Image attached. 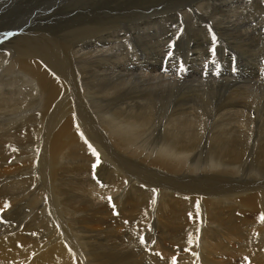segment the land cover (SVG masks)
<instances>
[{
  "label": "rangeland",
  "instance_id": "rangeland-1",
  "mask_svg": "<svg viewBox=\"0 0 264 264\" xmlns=\"http://www.w3.org/2000/svg\"><path fill=\"white\" fill-rule=\"evenodd\" d=\"M0 2V90L4 89V87L2 86V82L6 77L23 79L26 82L25 84L30 85L29 77L22 75L24 74L23 71L17 70L19 69V66H23V64L28 59H37L38 57H43L46 59L48 58L49 61L55 63L59 67L64 66L66 62L64 61L65 53H67V50L70 48V50L72 51L101 52V55L99 54L97 55V57H95V61L96 66L98 68L99 66L101 67L99 68L100 73L105 77L106 80L109 77V73L106 71V69L109 68V65L114 63L116 67H118V71L121 73V75L134 76L133 81L131 82V85L133 86L138 80L140 81V83L144 82L138 78L141 75H144L146 77H155V75L163 76L174 81H181L183 83L194 82L196 86L198 85V83L203 87L206 86L207 90L210 89L209 92L213 93L211 94V96L213 95V98H215L214 102H216L214 106V115H210V118L212 120L210 121V124H235L239 118H242L239 116L240 112L238 113L237 110L245 111L248 109L253 113L260 115L264 113V18L260 17L264 12V9L262 8V3L264 2V0H0ZM77 30L78 33L76 32ZM36 32H38L39 34H37ZM109 49H111V52L108 51L104 53L103 50ZM169 53H171V55H169ZM11 55H13L14 58L9 57ZM87 59H89V56L87 57ZM107 59L111 61H105ZM42 64L48 68L47 63L42 62ZM97 79L98 77H95V79H93L90 76V78L87 80L88 82L85 81V87L82 86L81 83L75 82V89H69V91L68 87L70 88L71 85H66L64 87V90L61 91L62 93L57 97V99L50 107H47V104L44 105V101L41 99L40 95H34L31 89V85L27 90V95L23 94L21 96H15L14 98L12 97L9 100H7L0 93V152H2L0 154V211L2 212H0V244H9L11 241L15 242V238L19 237L20 235L28 240L29 238H31L32 240H30L33 243L35 242L36 244H48L54 238L50 225V223L53 222L52 225H54V227L57 226V228L59 229L60 227H62L64 230L68 229L66 233H68V236H71L73 238V245H76V247L74 246V250L76 249L75 255L78 258L76 259L77 264L78 262L79 264H91L92 262L93 264H100V261L101 264L102 262H106V264H108L107 262H109L110 264H128V261L129 264H165L168 261H173V258H175L176 264H180L182 260H185V262L182 261L181 264H186V260L187 264H196V259L197 262H199L198 264H202V261L205 262V264H256L257 260H259L261 263L264 262V249H262L263 244L259 245L258 240H250L251 242L245 241L246 244L244 247L246 248L247 245L248 249H245L241 244L240 240L242 239V235H245V232L247 231V229H250L251 226L249 228H245V226L243 227V225H241L242 231L241 229V232L239 231V233L241 234L240 237L234 234H228L226 232L227 229L224 227L221 231L219 230L220 228H217V230L219 231L215 232L209 230L206 232V235L211 237V241L210 244H207L208 248H206V245H203L202 241V228L204 229V227H202L201 229L191 225H187V227L186 222L191 223L194 220V214L196 217L197 214L201 212V215H203L202 218H204V214L205 216H208V213H205V210L203 212L202 209L198 210L200 208H196V206L199 205H195V207H189L188 204H186L185 202L183 203V201L180 199L178 200V198L170 196L169 199L168 194L169 192L171 193L173 191L167 187H162L161 189L159 188L161 186H159L158 184V182H161L163 184L165 182L175 185L178 188H181L183 186L187 187L185 186L186 184L191 189L204 191L210 190V192H216V190L218 189V192L229 188L231 186L230 183L223 184L222 182L216 180L214 181L208 178H200V176L185 177L188 174H179V172L168 173V171L163 170V168H157L152 163L147 161L150 160V158H147V156L146 158H144V154L141 156H135L132 154L133 156L131 157L133 159L131 160L137 161V163L140 162V166L134 165L133 161L128 158L131 153H124L123 151H121L126 154V156L128 155L127 157L112 153L109 148V144H107V142L102 138L98 129L95 128L94 125H92L93 123L91 120H89L87 114L86 116L84 115V110H80V108L79 113L82 120L81 124L85 133L83 136L85 137L87 135L85 137L86 140L89 135H91V137L93 136V139L90 138L87 141L92 146V148H94L95 153H98V159L100 158L99 163L96 162V167H93V165H91V161H88L87 164H89L88 167L90 166V170H86L85 167L87 164L83 163V157L81 155L78 156L77 153L72 152L71 155H65L67 158L64 155L55 157L53 156L54 158H52V155L48 150L52 142L53 135L59 130L61 125L55 128L51 135L50 129L53 126V122H56L62 114L68 112V108L65 105V102H67L68 98L73 101L74 97H76L75 92H78L80 87L82 88V90L85 89L88 95H90L89 90L91 91V98L96 101V103H98V107H94L97 115L100 114V116L106 121H111L112 119L111 122L113 124V127L117 130V134L119 135V139L122 140V143L133 141L131 139V136H129L128 134V120L133 117L131 113L133 110H140L139 107L142 104L141 95H139V93L137 94L132 92L130 89H120L113 94H105L106 91L103 89L105 87L97 86L95 82H98ZM110 79H112L111 76ZM88 85L90 88L88 87ZM178 86L181 87L182 84L178 82ZM248 89H250L249 93H247ZM211 90H214L215 93ZM253 91L255 93L257 92L256 94H262L261 99L258 101V103L260 104L259 107H257L258 109L253 108L252 102L246 98V95L253 94ZM226 95H228V97ZM143 102L145 101L143 100ZM117 103L119 105H117ZM160 104L161 103L156 104L157 118L155 121L157 123L156 131L158 133L161 132L160 130L164 125L163 121L170 118V116L172 118V113L170 115L168 111L171 112V110L176 107V103L174 101H172L170 105L169 103H165V106H162ZM92 105L95 106V103ZM63 106L66 108L64 109ZM166 107L169 110H167ZM16 108H18V110L20 111H18ZM61 108H63L64 110H62ZM108 110L110 112H108ZM12 115L14 118H12ZM108 115H110V117ZM115 115L117 116L115 117ZM125 120L127 122H125ZM161 121L162 123L160 126L159 124ZM88 122H90L91 124ZM40 123H43L44 125ZM93 129L95 130L93 131ZM3 132H5L4 135ZM8 133L11 134L9 135L11 137H7ZM95 133L98 135V137ZM24 134L25 136H23ZM18 136L20 137L19 140L22 139L21 141H18ZM3 137H5L7 141ZM126 138L129 140H127ZM28 141L31 142L28 143ZM135 141L138 143L141 140ZM156 141L158 142V140ZM2 143H4L5 145H3ZM92 144H94V147ZM25 145L27 146V148L25 147ZM156 145L158 147L160 144ZM95 146L99 148H95ZM100 146L103 150L100 149ZM133 147L134 146H132L131 148ZM19 149L21 150V152ZM27 151H29L30 154ZM101 151L106 156V162L108 163V165L102 163L104 158L101 157ZM109 151L111 152V154H108ZM200 152L194 151L183 157L187 156L191 162L197 163L201 166H205L208 163L207 153L202 152L200 154ZM26 155H30L32 157H27ZM179 156L180 155H169L168 157H165L164 161L166 163L168 162V165L170 166L173 164L172 167L175 169L176 166L179 165V163H184L183 161H185L182 160L183 157ZM74 157H77L75 158L77 161H73ZM109 157L115 164L112 163L110 159H107ZM121 157L123 158L121 159ZM26 158L29 160H27ZM63 158L65 161L63 160ZM68 158L72 160L70 161ZM168 158H172L170 159L171 161L168 160ZM250 160H244L245 163L243 162V166L241 165L242 169L249 170L252 169L253 166H261V162H251ZM10 164L12 165L10 166ZM22 164L25 166H23ZM75 164L77 165L75 166L77 168H72V166ZM143 166H145V169ZM15 168V171H21L19 173L20 176H24H22L21 178L26 179L28 177L27 179L32 178V180L25 181L23 182L25 184H23L22 182L17 181L18 179L16 178L8 179V176L6 174L9 173V170L11 171ZM123 168H125L126 170L130 169L131 171L132 169L133 171L136 170L134 172L139 173V175H134H136L137 177L141 176V178H136L135 180L137 181H135L134 175L131 173V175H126L128 181L126 182L124 180L125 182H123L121 177V174L124 175L125 173ZM177 169L181 170L180 167H177ZM1 170H6V173ZM27 170L29 171V173H27ZM76 171L78 173H82L81 175L84 177V179H86L84 181L85 183H78L76 181ZM113 173L115 177L113 176ZM148 173L150 174L148 175ZM170 175H172V177ZM157 177H161V180H157ZM119 178L121 179L119 180ZM8 180L12 182H9ZM112 181H114L115 183L117 182L116 184L123 187V196H118V194L114 195L110 193L111 189L109 188V186L113 188ZM147 181H150L151 184L157 183L156 185H158L159 187H154ZM187 181L191 182L189 183ZM135 183H140L141 186H143L144 184V187L154 189L152 195L151 193H148V195L139 188H136ZM27 184L29 185L28 187L26 186ZM30 184H32V186ZM122 184L125 185L123 186ZM146 184H148L149 186ZM225 184L226 186H224ZM74 186L76 187V189L74 188ZM30 188H33L34 190ZM40 188L41 193L38 194V190ZM45 188H47L48 191ZM156 189L159 191H155ZM166 189H168V191ZM161 190H165V192L161 193ZM29 192L31 193V195L28 194ZM22 194L27 195L24 196ZM144 194L147 196H145ZM262 194L263 193L260 194L261 199H263L262 196H264V194ZM17 195H20L19 198ZM150 195L151 198L149 197ZM109 197L111 198L110 200ZM144 197H146V199ZM160 198L161 200H159ZM49 199L52 201H50ZM89 199H91L92 201ZM143 199H148L147 203ZM153 200H155L156 204L152 203ZM160 201H163L164 204ZM142 202L144 203L142 204ZM5 204H7V207H5ZM140 204L142 206H140ZM146 204L148 205V207ZM186 205L188 206L186 207ZM217 205L214 206L216 208V210H214V213L211 212V214H214V216L209 215L211 220H214L215 218L221 220L223 219L222 215H225L222 213H226V211H223V209L228 207V204L218 202ZM64 206H66V208L68 209L64 208ZM2 207H5L4 211H7V214L3 213V210L1 209ZM155 207L156 209H154ZM171 210L175 211L173 212ZM217 210H220L219 212L221 213L219 214ZM62 211L66 214L64 215ZM182 211L184 214L181 213ZM231 211L232 210H230V212ZM8 212L10 214H8ZM171 212H173L172 216ZM189 213L192 214V217L186 218V216H189ZM233 213L236 214V216L239 213L240 216L238 215V217H242V214L239 211H232L229 214ZM263 213L260 212V214H258V222H261L260 216H262ZM217 214L221 216H218ZM176 215L178 218L176 217ZM211 216L215 218L212 219ZM197 217L196 221L198 219ZM184 218H186L185 222L183 220ZM188 219L190 220L188 221ZM216 219L215 221H218ZM56 220L60 223L56 222ZM91 220L93 222H91ZM46 223H48L50 227ZM55 223H57L58 225ZM62 223L64 224L63 226ZM204 223L205 222L203 221V224ZM184 224L186 227L184 226ZM204 225H206V223ZM175 226L179 227L176 228ZM210 227L213 229L216 228L212 225ZM98 228L100 230H98ZM86 229L88 231H86ZM171 230H173V232ZM186 230L190 232H187ZM109 231L111 233H109ZM88 232L91 233L89 234ZM178 232H180L181 234H179ZM173 234H177L178 238ZM11 235L13 237H11ZM212 235H214V238ZM215 235H219L220 237L218 236V238ZM188 236H190L189 238H191V241L196 242V247L197 245L199 246L197 247L200 249L199 251L194 252L193 249L190 248L191 246H193V242H191V244L188 242ZM141 237H143V243L141 242ZM180 237L181 239H179ZM186 237L188 238L186 239L187 241L185 240ZM5 238L7 239V241H9L7 242ZM215 239L216 242H218L220 245L213 246L211 244L215 242ZM258 239H264V234H260V237ZM187 243H189L188 246ZM198 243L202 244L203 246L200 248V244ZM160 246L161 248L163 246L164 247L161 249ZM118 247H121L123 249L119 248L120 251H118ZM211 247L214 250L210 249ZM188 248L192 250L189 249L190 251H188ZM208 249L210 250V252L207 253ZM254 249L257 250L255 251ZM126 251L129 252L127 253ZM202 251L204 252L202 253ZM213 251H217L216 255L215 253H213ZM246 251L247 254H245ZM261 251H263L262 254ZM121 252H124V254H121ZM182 252H184V254ZM188 252L191 253V255ZM125 253L129 255L126 256ZM180 253L183 258L181 257V255H178ZM192 253L195 255H193ZM196 253L199 254L196 255ZM89 254L93 258L89 257ZM130 255L133 258H131ZM154 255H156L157 257ZM106 256L111 258V260L114 256L116 260L114 258L113 259L116 262L110 261L109 258H106ZM190 256L192 257V261L190 260ZM210 256L214 257L218 261L216 262L214 258H212L214 259L212 260ZM209 257L212 263L208 262ZM151 258L154 259L151 260ZM120 259L122 261H126L127 259V262H121ZM213 261H215L216 263H214ZM247 261L248 263H246Z\"/></svg>",
  "mask_w": 264,
  "mask_h": 264
},
{
  "label": "bare ground",
  "instance_id": "bare-ground-1",
  "mask_svg": "<svg viewBox=\"0 0 264 264\" xmlns=\"http://www.w3.org/2000/svg\"><path fill=\"white\" fill-rule=\"evenodd\" d=\"M210 2V1H209ZM261 2V1H260ZM1 3V2H0ZM262 8L264 9V2L262 3ZM213 5V4H212ZM260 8V7H259ZM256 12V10H255ZM235 13V12H234ZM196 14V13H195ZM227 15V14H226ZM259 15V14H258ZM259 17V16H258ZM261 18H264V12L261 14L260 16ZM195 20V19H194ZM224 22V21H223ZM209 23V22H208ZM225 23V22H224ZM227 23V22H226ZM22 24V23H19ZM24 24V23H23ZM10 25V24H8ZM249 26V25H248ZM41 27V26H40ZM91 27V26H90ZM89 27V28H90ZM42 28V27H41ZM79 28V27H77ZM81 28V27H80ZM40 29V28H39ZM46 29V28H45ZM75 29V28H74ZM48 30V28H47ZM84 30V29H83ZM46 31V30H45ZM78 33V30L76 31ZM80 32V31H79ZM35 33V31H34ZM33 33V34H34ZM37 34H39L38 32H36ZM47 33V32H46ZM51 33V32H50ZM36 34V35H37ZM49 34V33H48ZM66 34V33H65ZM247 35V34H246ZM261 35V34H260ZM39 36V35H38ZM45 36V34H44ZM42 37V36H41ZM25 38V37H24ZM44 38V37H43ZM46 38V37H45ZM54 38V37H53ZM242 38V37H241ZM247 38V37H246ZM38 39V38H37ZM35 39V40H37ZM52 39V38H51ZM239 39V37H238ZM12 41V40H10ZM8 42V41H7ZM4 43V42H3ZM14 43V42H13ZM39 43V42H38ZM48 43V42H47ZM52 43V42H51ZM11 44V43H10ZM50 44V43H49ZM48 46V45H47ZM52 46V45H51ZM43 47V46H42ZM68 47V45H67ZM17 48V47H16ZM235 48V47H234ZM57 49V48H56ZM73 49V48H72ZM108 49V48H107ZM242 49V48H241ZM245 49V48H244ZM1 50V49H0ZM50 50V49H49ZM46 50V51H49ZM75 50V49H74ZM42 51V50H41ZM52 51V50H51ZM104 53L105 52H111V49L109 50H103ZM62 52V51H61ZM69 52V53H68ZM55 53V52H54ZM101 52L99 51H86V52H80V51H72L70 50V48L67 50V53H65V65L62 67H59L58 65H56L55 63L51 62L48 60V58H43V57H38L37 59H28L23 66H19V71H23L25 76L29 77V83L31 85V89L34 93V95L38 94L40 95L41 99L44 101V105L47 104V107H50L54 101L57 99V97L62 93L61 91L64 90V87L66 85H71L70 88L68 87V91L69 89L74 90V84L77 83H81L82 86L85 87V81H87L90 76L95 79V77H98V82H96L97 86H104L105 88H103L106 92L105 94H113L114 92H116L117 90L120 89H130L132 92L134 93H139V95H141L142 98V104L140 105V110H133L132 116L129 120H128V134L129 136H131V139L133 141L127 142V143H122V140L119 139V135L117 134V130L113 127L112 124V119L111 121L108 120H104L100 114L97 115V112L95 111L94 107H98V103H96V101H94L91 98V91L89 90V94H87V91L84 89L82 90V88L80 87V89L78 90V92H75V96L74 100L72 101L70 98H68L67 102H65V105L68 108V112H64L65 114H62L60 116V118L57 119L56 122H53V126L50 129V135L51 133H53V130L55 128H57L59 125L60 128L59 130L53 135V139L52 142L50 144L49 150L52 158H54L55 156H62V155H71L72 152L73 153H77L78 156L81 155L83 157V163L87 164L88 161H91V165H96L97 160H100V158L98 159V156L95 155L92 151V146L89 144V142L87 140H89L91 137V135H89L87 137L86 140V136L84 137L83 135L84 133V129L82 127L81 124V118H80V113H79V108L80 110H84V115L88 116L89 120L92 121V125L95 126V128L98 129L99 133L101 134L102 138L107 142V144H109V148L112 151V153H116L120 156H126V154L124 153H131L130 156L128 157L130 160L133 159L131 156L135 155V156H141V155H145L144 158H150L149 161L150 163H152L154 166H156L157 168L159 167L160 169L163 168V170L168 171V173H177L179 172V174H185L187 176L185 177H189V176H200V178H208L211 180H216L219 182L224 183H230L231 186L229 188H226L222 191H218L216 190V192H210L209 191H204V190H198V189H191L188 187V185L185 184V186L187 187H181L178 188L175 185H172L170 183H161L158 182V185L156 184H151V180L147 181L150 185L154 186V187H159L162 189V187H167L169 189H171L173 192H169V199L170 196L174 197V198H178V200H182L183 203L185 202L186 204L189 205V207H195V205H199L196 206V208H200L198 210H204L206 211L205 213H208V216H205L204 214V218H202L203 215H201L200 213H196L197 214V221H196V217L194 214V220L191 223H187L186 222V226L191 225V226H195L199 229H201L202 227H204V229L202 228L203 231V237H202V241H203V245L210 244L211 241V237L206 235V232L211 230L212 232L215 231H221L224 228L227 229V233L228 234H234L238 237H240V229H241V225H243V227H250V229H247V231L245 232V235H242V239L241 244L243 245V247L245 246V241H252V240H258L259 241V245L263 244L264 247V239L260 240L258 239L260 237V234H264V220H261V222L257 220L258 218V214L263 213L264 212V196L263 199L260 198V194L263 193L264 194V113L260 114H255L250 110H237L238 113L240 114L239 116L242 118H239L235 124H228V123H221V124H210L211 118L210 115H214V106L216 104V102H214L213 95L211 96L209 90H207L206 86H201L199 83L196 86L193 83H188V82H181V81H174L171 80L170 78H165L163 76H156L155 77H146L144 75L139 76L138 78L141 81H144L142 83H140V81H136L135 85H131V82L133 81L134 76L133 75H121V73L118 71V67H116V65L113 63L111 65H109L108 69H106V71L109 73V77L106 80L105 77L103 75H101L99 68H101L99 66V68L96 66V61H95V57H97V55H99ZM103 53V52H102ZM257 53V52H256ZM46 54V53H44ZM25 55V54H24ZM48 55V54H47ZM101 55V54H100ZM261 55V54H260ZM89 56V59H87V57ZM9 57H13V55L9 56ZM69 58V60H68ZM5 59V58H4ZM63 59V58H62ZM125 59V58H124ZM200 59V57H199ZM59 60V59H58ZM57 60V61H58ZM47 63L48 64V68L46 66H44L42 64V62ZM53 61V60H52ZM102 61V60H101ZM100 61V62H101ZM105 61H111V60H105ZM104 61V62H105ZM60 62V61H59ZM64 63V62H63ZM105 64V63H104ZM21 65V64H20ZM100 65V64H99ZM105 68V67H104ZM248 68V67H247ZM19 73V72H18ZM110 76L112 79H110ZM120 78V79H119ZM88 82V81H87ZM86 82V83H87ZM178 82H180L182 84V86H178ZM26 82L23 79H18V78H12V77H6L4 78L3 82H2V86L4 87V89H1L0 93L2 96H4L7 100L11 99L12 97L14 98L15 96H21L23 94L27 95V90L29 89V84H25ZM1 86V87H2ZM89 87V85H88ZM263 87V85H262ZM261 87V88H262ZM90 88V87H89ZM88 88V89H89ZM203 88V89H201ZM211 88V87H210ZM87 89V88H86ZM97 90V88H96ZM100 90V89H99ZM248 89V92L249 93ZM252 90H256V89H252ZM212 92L214 90H211ZM222 91V90H221ZM231 91V90H230ZM259 91V90H258ZM126 92V91H125ZM251 92V91H250ZM254 92V91H253ZM64 93V92H63ZM68 93V92H67ZM72 93V92H70ZM74 93V92H73ZM101 93V92H100ZM122 93V92H121ZM131 93V92H130ZM215 93V91H214ZM223 93V92H222ZM257 93V92H256ZM255 92L253 94H247L246 98L249 99L252 102V107L253 108H257L259 107V103L258 101L261 99V95L260 94H256ZM104 94V95H105ZM129 94V93H128ZM132 94V93H131ZM217 94V93H216ZM236 94V93H235ZM220 95V94H219ZM239 95V94H238ZM70 96V95H68ZM102 96V95H101ZM100 96V97H101ZM222 96V94H221ZM228 97V95H226ZM223 96V97H226ZM93 97V96H92ZM127 97V96H126ZM32 98V96H31ZM103 98V97H102ZM119 98V97H118ZM122 98V96H121ZM125 98V97H124ZM132 98V97H131ZM238 98V97H236ZM235 98V99H236ZM241 98V97H240ZM243 98V96H242ZM40 99V98H38ZM101 99V98H99ZM109 99V98H108ZM222 99V98H221ZM232 99V98H231ZM234 99V100H235ZM4 100V99H3ZM25 100V99H24ZM61 100V99H60ZM98 100V99H97ZM117 100V99H116ZM121 100V99H120ZM143 100L145 102H143ZM218 100V99H217ZM215 100V101H217ZM233 100V99H232ZM1 101V100H0ZM34 101V100H33ZM59 101V100H58ZM108 101V100H107ZM125 101V100H124ZM174 101L176 103V107L173 108V110L168 111L171 115L172 113V118L170 116V118H168L167 120L163 121L164 125L161 128V132L158 133L156 131L157 129V123H156V118H157V107L156 104L157 103H161L160 105L165 106V103H170ZM228 101V100H227ZM236 101V100H235ZM249 101V102H250ZM31 102V101H30ZM104 102V101H103ZM110 102V101H109ZM123 102V101H122ZM237 102V101H236ZM239 102V101H238ZM248 102V101H247ZM2 103V102H1ZM95 103V106H93L92 104ZM126 103V102H125ZM226 103V102H225ZM62 104V103H61ZM64 105V106H65ZM109 105V104H107ZM117 105H119L117 103ZM174 105V104H173ZM238 105V104H237ZM240 105V104H239ZM243 105V104H241ZM246 105V104H245ZM63 106V107H64ZM132 106V104H131ZM167 106V105H166ZM251 106V105H250ZM263 106V105H262ZM15 107V106H14ZM24 107V106H23ZM22 107V108H23ZM59 107V106H58ZM61 107V106H60ZM127 107V106H126ZM7 108V106H6ZM66 107H64L65 109ZM101 108V107H100ZM124 108V107H123ZM167 108V107H166ZM252 108V109H253ZM4 109V108H3ZM2 109V110H3ZM18 110V108H16ZM15 109V110H16ZM62 110H64L63 108H61ZM164 109V107H163ZM218 109V108H217ZM258 109V108H257ZM16 110V111H17ZM49 110V109H48ZM99 110V109H98ZM117 110V109H116ZM124 110V109H122ZM167 110H169L167 108ZM228 110V109H227ZM7 111V110H6ZM20 111V110H18ZM106 111V110H105ZM165 111V109H164ZM236 111V112H237ZM4 112V111H3ZM22 112V111H21ZM81 112V111H80ZM108 112H110L108 110ZM115 112V110H114ZM117 112V111H116ZM119 112V111H118ZM122 112V111H121ZM216 112V111H215ZM235 112V113H236ZM18 113V112H17ZM82 113V112H81ZM166 113V112H165ZM113 114V113H112ZM167 114V113H166ZM218 114V113H217ZM223 114V113H222ZM232 114V113H231ZM14 115V114H13ZM12 115V118H14ZM121 115V114H120ZM228 115V114H227ZM230 115V114H229ZM110 117V115H108ZM117 115H115L116 117ZM160 116V115H159ZM163 116V115H162ZM17 118V117H16ZM20 118V117H19ZM121 118V117H120ZM123 118V117H122ZM167 118V117H166ZM83 119V118H82ZM115 119V118H114ZM113 119V120H114ZM214 119V118H212ZM10 120V119H9ZM123 120V119H122ZM163 120V119H162ZM160 121V120H159ZM221 121V120H220ZM3 122V121H2ZM20 122V121H19ZM117 122V121H116ZM119 122V121H118ZM124 122V121H123ZM125 122H127L125 120ZM25 123V122H23ZM90 123V122H88ZM162 121L160 122V126H161ZM29 124V123H28ZM43 124V123H40ZM39 124V125H40ZM85 124V123H84ZM91 124V123H90ZM117 124V123H116ZM119 124V123H118ZM33 125V124H32ZM31 125V126H32ZM38 125V127H39ZM44 125V124H43ZM91 125V126H92ZM123 125V124H122ZM1 126V125H0ZM15 126V125H14ZM23 126V125H22ZM42 126V125H41ZM87 126V125H86ZM34 127V126H33ZM51 127V126H50ZM85 127V126H84ZM96 129V130H97ZM123 129V128H122ZM125 129V128H124ZM95 129H93L94 131ZM120 130V129H119ZM159 130V129H158ZM3 131V130H2ZM92 131V132H93ZM22 132V131H21ZM19 132V133H21ZM25 132V131H24ZM127 132V130H126ZM5 132H3L4 135ZM36 133V131H35ZM124 133V132H123ZM96 134V133H95ZM117 134V135H115ZM1 135V134H0ZM7 135V134H6ZM11 135L10 133H8L7 137H11L9 136ZM22 135V134H21ZM94 135V134H93ZM97 135V134H96ZM25 136V134L23 135ZM123 136V135H122ZM128 136V135H127ZM17 137V136H16ZM30 137V136H29ZM38 137V136H37ZM98 137V135H97ZM5 139V137H3ZM14 138V137H12ZM19 136H18V141L19 140ZM22 138V136H21ZM39 138V137H38ZM101 138V139H102ZM129 138V137H128ZM16 139V138H15ZM16 139V140H17ZM29 139V138H28ZM93 139V138H92ZM99 139V138H98ZM123 139V138H122ZM127 139V138H126ZM6 140V139H5ZM4 140V141H5ZM14 140V141H16ZM26 140V139H24ZM46 140V139H45ZM129 140V139H127ZM135 140H141L140 142H136ZM155 140V142H154ZM158 140V142L156 141ZM7 141V140H6ZM13 141V140H12ZM32 141V140H31ZM30 141V142H31ZM38 141V140H37ZM41 141V139H40ZM51 141V140H50ZM91 141V140H90ZM99 141V140H98ZM97 141V142H98ZM102 141V140H101ZM100 141V142H101ZM104 141V142H105ZM135 141V142H134ZM28 141V143H30ZM92 142V141H91ZM154 142V143H153ZM20 143V142H19ZM25 143V141H24ZM27 143V142H26ZM33 143V142H32ZM3 145H5L4 143H2ZM140 144V145H139ZM156 144H160L158 147ZM28 145V144H27ZM94 147V144H92ZM96 145V144H95ZM98 145V144H97ZM9 146V145H7ZM91 146V147H89ZM132 146H134L133 148H131ZM25 147L27 148V146L25 145ZM30 147V146H29ZM48 147V146H46ZM7 148V147H6ZM14 148V147H13ZM17 148V147H16ZM15 148V149H16ZM95 148H99L97 146H95ZM10 149V148H9ZM21 149V148H20ZM19 149V150H20ZM32 149V148H31ZM101 149V146H100ZM11 150V149H10ZM14 150V149H13ZM28 150V149H27ZM103 150V149H101ZM107 150V149H106ZM7 151V150H6ZM99 151V150H98ZM123 151V152H121ZM200 152V154L202 152H206L207 153V158H208V163L205 166H201L198 165L197 163H193L189 160V158L183 157L185 155H188L191 152ZM21 152V150H20ZM29 153V151H27ZM26 152V153H27ZM33 152V151H32ZM36 152V151H35ZM110 152V151H109ZM108 154H111V152ZM2 152H0L1 154ZM25 153V154H26ZM27 153V154H28ZM21 154V153H20ZM30 154V153H29ZM101 157H103V162L105 165H108V163L106 162V156L102 153V151L100 152ZM133 154V155H132ZM49 155V156H51ZM169 155H180L181 157H183L182 160L184 163H179V165L176 166V168L174 169L172 167V165H168L169 163L165 162V157L169 156ZM193 155V154H192ZM206 155V154H205ZM20 156V155H19ZM27 156V155H26ZM30 156V155H28ZM27 156V157H28ZM54 156V157H53ZM74 156V155H73ZM128 156V155H127ZM126 156V157H127ZM179 156V157H180ZM12 157V154H11ZM21 157V156H20ZM32 157V156H30ZM34 157V155H33ZM66 157V156H65ZM69 157V156H68ZM81 157V158H82ZM119 157V156H118ZM202 157V156H201ZM7 158V157H6ZM22 158V157H21ZM67 158V157H66ZM65 158V159H66ZM74 157L73 161H77ZM123 157H121L122 159ZM139 158V157H137ZM186 158V159H185ZM253 158V159H252ZM1 159V158H0ZM11 159V158H10ZM18 159V158H17ZM27 159V158H26ZM69 159V158H68ZM107 159H110L107 158ZM125 159V158H124ZM172 159V158H170ZM168 158V160H170ZM246 159H252L250 160L251 162H261V166L257 167V166H253L252 169L249 170H245L242 169L241 165L244 162V160ZM7 160V159H6ZM29 160V159H27ZM31 160V159H30ZM37 160V159H36ZM56 160V159H55ZM64 160V158H63ZM70 160V159H69ZM72 160V159H71ZM70 160V161H71ZM82 160V159H81ZM79 160V161H81ZM137 160V159H136ZM152 160V162H151ZM179 160V159H178ZM4 161V160H3ZM2 161V162H3ZM65 161V160H64ZM109 161V160H108ZM110 161L112 163H114L112 161V159H110ZM117 161V160H116ZM133 161L134 165L140 166L139 163H137V161L131 160ZM171 161V160H170ZM21 162V161H20ZM46 162V161H45ZM174 162V161H173ZM172 162V163H173ZM13 163V162H12ZM27 163V162H26ZM30 163V162H29ZM123 163V162H122ZM131 163V162H130ZM132 163V164H133ZM171 163V162H170ZM245 163V162H244ZM6 164V163H5ZM9 164V163H8ZM63 164V163H62ZM77 164V163H76ZM73 165V167L77 166V165ZM80 164V162H79ZM115 164V163H114ZM125 164V163H124ZM129 164V163H128ZM131 164V165H132ZM142 164V163H141ZM145 164V163H144ZM147 164V163H146ZM256 164V163H255ZM258 164V163H257ZM7 165V164H6ZM12 164H10L11 166ZM21 165V164H19ZM23 165V164H22ZM66 165V164H65ZM83 165V164H82ZM89 164L86 165L85 169H89L90 170V166L88 167ZM103 165V164H102ZM118 165V164H116ZM127 165V164H126ZM125 165V166H126ZM152 165V166H153ZM158 165V166H157ZM9 166V167H10ZM25 166V165H23ZM61 166V164H60ZM84 166V165H83ZM136 166V167H137ZM150 166V165H149ZM151 166V167H152ZM243 166V165H242ZM18 167V166H17ZM92 167V166H91ZM130 167V166H129ZM145 169V166H143ZM177 167L181 168V170L177 169ZM14 168V166H13ZM19 168V167H18ZM27 168V166H26ZM77 168V167H75ZM135 168V167H134ZM140 168V167H139ZM147 168V167H146ZM150 168V167H149ZM156 168V169H157ZM9 169V168H7ZM20 169V168H19ZM17 169V170H19ZM23 169V168H22ZM31 169V168H30ZM63 169V167H62ZM66 169V168H65ZM68 169V168H67ZM92 169V168H91ZM16 168L14 170H9L6 175L8 176V179L11 178H16L18 179L17 181L20 182H25V181H31V179H24L21 178L22 176H20V172L19 171H15ZM70 170V168H69ZM95 170V169H94ZM122 170V169H121ZM124 170V175L121 174L122 180L123 182H127V176L126 175H131V173L134 175H139V173H136L129 169H125ZM140 170V169H139ZM138 170V171H139ZM3 171V170H1ZM28 171V170H27ZM50 171V170H49ZM110 171V170H108ZM144 171V170H143ZM142 171V172H143ZM152 171V170H151ZM150 171V172H151ZM6 173V170L3 171ZM24 172V171H23ZM47 172V171H46ZM74 172V171H73ZM102 172V171H101ZM122 172V171H121ZM155 172V171H154ZM263 172V173H262ZM4 173V174H5ZM29 173V171L27 172ZM69 173V172H68ZM75 173V172H74ZM127 173V174H126ZM141 173V172H140ZM156 173V172H155ZM153 173V174H155ZM159 173V172H158ZM23 174V173H22ZM82 173H78L76 171V181L78 183H85L84 181L86 179H84V177L81 175ZM86 174V173H85ZM147 174V173H146ZM150 173H148L149 175ZM157 174V173H156ZM259 174H263V175H259ZM71 175V174H70ZM84 175V174H83ZM94 175V174H93ZM101 175V174H100ZM112 175V174H111ZM116 175V174H115ZM136 175H134V180L136 178H141L137 177ZM145 175V174H142ZM174 175V174H173ZM176 175V174H175ZM46 176V174H45ZM50 176V175H49ZM69 176V175H68ZM114 176V173H113ZM112 176V177H113ZM120 176V175H119ZM152 176V174H151ZM150 176V177H151ZM172 177V175H170ZM24 177V176H23ZM32 177V176H31ZM92 177V176H90ZM115 177V176H114ZM168 177V176H167ZM182 177V176H181ZM46 178V177H45ZM131 178V177H130ZM159 180L160 178L157 177ZM174 178V176H173ZM116 179V178H115ZM121 178H119L120 180ZM132 179V178H131ZM163 179V178H162ZM196 179V178H195ZM15 180V179H14ZM36 180V179H35ZM38 180V179H37ZM108 180V179H107ZM125 180V181H124ZM161 180V179H160ZM179 180V179H178ZM189 180V178H188ZM9 182H12L10 180H8ZM70 181V179H69ZM130 181V180H129ZM132 181V180H131ZM137 181V180H135ZM146 181V180H145ZM156 181V180H155ZM176 181V179H175ZM180 181V180H179ZM182 181V179H181ZM202 181V179H201ZM205 181V180H204ZM19 182V183H20ZM72 182V181H71ZM76 182V183H77ZM89 182V181H88ZM141 182V181H138ZM157 182V181H156ZM189 182V181H187ZM191 182V181H190ZM189 182V183H190ZM36 183V182H35ZM63 183V182H62ZM68 183V182H67ZM109 183V182H108ZM117 183V182H116ZM114 181H112V187L111 188L109 186V188L111 189V194H118V196H123L122 192V186H119L118 184H116ZM133 183V182H132ZM137 183V182H136ZM135 186L136 188H139L140 190H142L145 193H151L154 191V189H151L149 187H144L139 184H136ZM154 183V182H153ZM184 183V182H183ZM205 183V182H203ZM216 183V182H215ZM21 184V183H20ZM25 184V183H23ZM120 184V183H119ZM126 184V183H125ZM125 184H122L123 186ZM217 184V183H216ZM219 184V183H218ZM32 186V184H30ZM38 185V184H36ZM35 185V186H36ZM45 185V184H44ZM75 185V184H74ZM77 185V184H76ZM83 185V184H82ZM127 185V184H126ZM129 185V184H128ZM148 185V184H146ZM198 185V184H197ZM207 185V184H206ZM222 185V184H221ZM27 187L29 186L28 184L26 185ZM69 186V185H68ZM72 186V185H71ZM134 186V187H135ZM149 186V185H148ZM193 186V185H191ZM201 186V185H199ZM203 186V185H202ZM226 186V184L224 185ZM223 186V187H224ZM228 186V185H227ZM17 187V186H16ZM24 187V186H23ZM43 187V186H42ZM85 187V186H84ZM107 187V186H105ZM131 187V185H130ZM20 188V187H19ZM68 188H72V187H68ZM74 188L76 189V187L74 186ZM81 188V187H80ZM89 188V186H88ZM97 188V187H96ZM144 190H143V189ZM26 189V188H24ZM33 189V188H30ZM36 189V188H35ZM47 191L48 189L45 188ZM203 189V188H202ZM28 190V189H27ZM34 190V189H33ZM83 190V189H82ZM107 190V189H106ZM109 190V189H108ZM168 191V189H166ZM170 190V191H171ZM13 191V190H12ZM32 191V190H31ZM70 191V190H69ZM80 191V189H79ZM133 191V190H132ZM155 191H159V190H155ZM46 192V191H45ZM44 192V193H45ZM89 192V191H87ZM85 192V193H87ZM91 192V191H90ZM138 192V191H136ZM164 191L161 190V193H164ZM257 192V193H255ZM26 193V191H25ZM41 193V188L38 190V194ZM108 193V192H107ZM133 193V192H132ZM14 194V193H13ZM29 195H31V193H28ZM89 194V193H88ZM109 194V193H108ZM110 194V195H111ZM126 194V192H125ZM142 194V193H141ZM155 194V193H154ZM262 194V195H263ZM24 195V194H22ZM27 195V194H25ZM24 195V196H25ZM73 195V194H72ZM76 195V194H75ZM83 195V194H82ZM136 195V194H135ZM145 195V194H144ZM143 195V196H144ZM149 195V194H148ZM151 195L149 196L151 198ZM166 195V196H168ZM18 196V195H17ZM20 196V195H19ZM18 196V198H19ZM81 196V193H80ZM100 196V195H99ZM103 196V195H102ZM101 196V197H102ZM138 196V195H137ZM147 196V195H145ZM22 197V196H21ZM78 197V196H77ZM87 197V196H86ZM96 197V196H95ZM116 197V196H115ZM142 197V196H141ZM147 197V198H149ZM146 199V197H144ZM22 199V198H21ZM86 199V198H85ZM101 199V198H100ZM142 199V198H141ZM140 199V200H141ZM143 199V200H145ZM155 199V198H154ZM168 199V200H169ZM5 200V199H4ZM20 200V199H19ZM50 200V199H49ZM81 200V198H80ZM91 200V199H89ZM148 200V199H147ZM147 200L146 203H147ZM156 200V199H155ZM161 200V198L159 199ZM163 200V199H162ZM13 201V200H12ZM16 201V200H15ZM14 201V202H15ZM22 201V200H21ZM20 201V203H21ZM25 201V200H24ZM52 201V200H50ZM92 201V200H91ZM95 201V200H94ZM144 201V202H145ZM171 201V200H170ZM174 201V200H173ZM1 202V201H0ZM119 202V199H118ZM126 202V201H125ZM142 202V204L144 203ZM158 202V201H157ZM163 202V201H160ZM168 202V201H166ZM172 202V201H171ZM181 202V201H180ZM189 202V203H188ZM218 202H222L225 204H228V207H226L225 209H223L222 214V218L221 220H218V218L216 219L215 217H212V219H216L218 221L211 220L209 215H213L211 214V212L214 213V210H216V208L214 206H216L218 204ZM5 203V202H4ZM134 203V202H133ZM159 203V202H158ZM96 204V202H95ZM150 204V203H149ZM156 204V202H155ZM154 204V206H155ZM164 204V202H163ZM6 205V204H5ZM145 205V204H144ZM147 205V204H146ZM168 205V203H167ZM172 205V204H171ZM186 205V207L188 206ZM34 206V205H33ZM96 206V205H95ZM126 206V205H125ZM140 206H142L140 204ZM150 206V205H149ZM159 206V205H158ZM47 207V206H46ZM146 207V206H145ZM148 207V205H147ZM161 207V206H160ZM166 207V206H163ZM183 207V205H182ZM23 208V207H22ZM42 208V206H41ZM64 208H66V206H64ZM152 208V207H151ZM218 208V205H217ZM3 210V213H6L4 211L5 207L1 208ZM44 209V208H43ZM68 209V208H66ZM156 209V207L154 208ZM170 209V207H169ZM63 210V209H62ZM153 210V209H152ZM159 210V208H158ZM230 210L232 211H239L242 214V217H238V215L236 216V214H229L231 213ZM250 210V211H248ZM44 211V210H43ZM61 211V210H60ZM64 211V210H63ZM62 211V213H64ZM67 211V210H66ZM156 211V210H155ZM163 211V209H162ZM171 211H175V210H171ZM178 211V210H177ZM186 211V210H185ZM218 211V210H217ZM216 211V212H217ZM220 211V210H219ZM218 213L220 214L221 212ZM263 211V212H262ZM1 212V211H0ZM171 212V216L172 213ZM198 212V211H197ZM202 212V214H203ZM229 212V213H227ZM2 213V212H1ZM42 213V212H41ZM61 213V214H62ZM150 213V210H149ZM183 213V211L181 212ZM193 213V212H192ZM237 213V212H236ZM7 214V213H6ZM8 214H10L8 212ZM45 214V213H44ZM52 214V213H51ZM66 213H64L65 215ZM95 214V213H94ZM152 214V213H151ZM184 214V213H183ZM187 214V212H186ZM168 215V214H167ZM218 215V214H217ZM264 215V213H263ZM76 216V215H75ZM148 216V215H147ZM150 216V214H149ZM175 216V214H174ZM221 216V215H218ZM240 216V215H239ZM48 217V216H47ZM46 217V218H47ZM152 217V216H151ZM157 217V216H156ZM164 217V216H163ZM167 217V216H166ZM177 217V215H176ZM184 217V216H183ZM189 218V216H186V218ZM217 217V216H216ZM261 217V216H260ZM5 218V217H4ZM39 218V217H37ZM62 218V217H60ZM67 218V217H66ZM175 218V217H174ZM178 218V217H177ZM184 218V222L185 219ZM220 218V217H219ZM43 219V218H42ZM147 219V218H146ZM145 219V220H146ZM151 219V218H150ZM149 219V220H150ZM157 219V218H156ZM173 219V218H172ZM180 219V218H179ZM204 219V220H203ZM49 220V219H47ZM52 220V219H50ZM62 220V219H61ZM66 220V219H65ZM69 220V219H68ZM166 220V219H165ZM190 219H188L189 221ZM40 221V220H39ZM43 221V220H42ZM45 221V219H44ZM63 221V220H62ZM74 221V220H73ZM203 221L206 223V225L203 224ZM48 222V221H46ZM51 222V221H50ZM49 222V223H50ZM56 222H59L56 220ZM68 222V221H67ZM91 222H93L91 220ZM90 222V223H91ZM151 222V221H150ZM37 223V222H36ZM60 223V222H59ZM72 223V222H71ZM145 223V222H144ZM169 223V222H167ZM45 224V223H44ZM48 224V223H46ZM53 222L50 223L51 225V229H52V234H53V240L48 243V244H36L35 242L33 243L31 240V238L26 239L24 237H22L21 235L17 238H15V242H10L9 244L7 243H1L0 244V264H74L76 262L77 256L75 255V250H74V246L76 247V245H73V238L71 236H68L66 233V231L68 230H64L62 227L57 228L54 227V225H52ZM57 224V223H55ZM75 224V223H74ZM171 224V222H170ZM181 224V223H180ZM58 225V224H57ZM64 224L62 223V226ZM147 225V224H146ZM215 226L216 228L213 229L210 226ZM49 226V224H48ZM169 226V225H168ZM171 226V225H170ZM180 226V225H179ZM177 226V227H179ZM182 226V225H181ZM185 226V224H184ZM185 226V227H186ZM187 226V227H188ZM50 227V226H49ZM48 227V228H49ZM141 227V226H140ZM147 227V226H146ZM176 227V226H175ZM176 227V228H177ZM85 228V227H84ZM97 228V227H96ZM173 228V227H172ZM181 228V227H180ZM184 228V227H183ZM190 228V227H189ZM217 228H220L219 230H217ZM77 229V228H76ZM89 229V228H88ZM174 229V228H173ZM11 230V229H10ZM48 230V229H47ZM50 230V229H49ZM92 230V229H91ZM98 230H100L98 228ZM46 231V230H45ZM86 231H88L86 229ZM97 231V230H96ZM168 231V230H167ZM173 232V230H171ZM178 231V230H175ZM174 231V232H175ZM180 231V230H179ZM187 231V230H186ZM200 231V230H199ZM242 231V229H241ZM240 231V232H241ZM48 232V231H47ZM84 232V231H83ZM82 232V233H83ZM95 232V231H94ZM182 232V230H181ZM190 232V231H187ZM225 232V233H226ZM19 233V232H18ZM66 233V234H65ZM89 234L91 232H88ZM99 233V232H98ZM109 233H111L109 231ZM138 233V232H137ZM140 233V232H139ZM179 234H181L180 232H178ZM177 233V234H178ZM210 233V232H209ZM218 233V232H217ZM222 233V232H221ZM177 234H175L177 236ZM184 234V233H182ZM187 234V233H186ZM223 234V233H222ZM1 235V234H0ZM7 235V234H6ZM70 235V234H69ZM77 235V234H76ZM84 235V234H83ZM102 235V234H101ZM100 235V236H101ZM106 235V234H105ZM104 235V238H105ZM172 235V234H171ZM174 235V234H173ZM174 235V236H175ZM191 235V234H189ZM8 236V235H7ZM49 236V235H48ZM75 236V235H74ZM113 236V234H112ZM185 236V235H184ZM214 238V235H212ZM217 236V235H215ZM219 236V235H218ZM217 236V237H218ZM11 237H13L11 235ZM10 237V238H11ZM81 237V236H80ZM94 237V236H93ZM110 237V235H109ZM190 236H188L189 238ZM220 237V236H219ZM218 237V238H219ZM89 238V237H88ZM98 238V237H97ZM100 238V237H99ZM102 238V237H101ZM113 238V237H112ZM115 238V237H114ZM119 238V237H118ZM178 238V236H177ZM187 237L185 238L188 239ZM212 238V239H213ZM6 239V238H5ZM4 239V240H5ZM31 239V240H30ZM75 239V238H74ZM86 239V238H85ZM93 239V238H92ZM107 239V238H106ZM116 239V238H115ZM175 239V238H174ZM181 239V237L179 238ZM3 240V241H4ZM14 240V239H13ZM77 240V239H76ZM100 240V239H99ZM104 240V239H103ZM109 240V239H108ZM107 240V241H108ZM193 240V239H192ZM196 240V239H194ZM7 241V239H6ZM9 241V240H8ZM7 241V242H8ZM46 241V240H45ZM90 241V240H89ZM119 241V240H117ZM116 241V242H117ZM173 241V240H172ZM187 241V240H186ZM200 241V240H199ZM213 241V240H212ZM250 241V242H251ZM42 242V241H41ZM78 242V241H77ZM112 242V241H111ZM157 242V241H156ZM171 242V241H170ZM189 242V241H188ZM193 242V246H191L190 248L193 249L194 252L199 251L200 249L197 248L199 247L197 245L196 247V242L195 241H191ZM38 243V242H37ZM54 243V244H52ZM88 243V242H87ZM86 243V244H87ZM98 243V242H97ZM151 243V242H150ZM180 243V242H179ZM183 243V242H182ZM255 243V241H254ZM52 244V245H50ZM85 244V243H84ZM99 244V243H98ZM111 244V243H110ZM118 244V243H116ZM157 244V243H155ZM189 243H187L188 246ZM191 244V243H190ZM200 244V243H198ZM213 246H217L220 245L218 242L211 243ZM250 244V243H249ZM101 245V244H100ZM115 245V244H114ZM120 245V243H119ZM150 245V244H149ZM202 244H200V248L203 246ZM252 245V244H251ZM250 245V246H251ZM256 245V244H255ZM82 246V245H80ZM102 246V245H101ZM123 246V245H122ZM175 246V245H174ZM209 246V245H208ZM78 247V246H77ZM113 247V246H112ZM117 247V245H116ZM129 247V246H128ZM164 247V246H163ZM162 247V248H163ZM249 247V246H248ZM252 247V246H251ZM257 247V246H255ZM262 247V246H261ZM262 247V249H264ZM109 248V247H108ZM111 248V247H110ZM123 249L121 247H118V249ZM161 248V246H160ZM161 248V249H162ZM188 248V251L192 250ZM245 248V247H244ZM259 248V246H258ZM104 249V248H103ZM117 249V250H118ZM120 249L118 251H120ZM168 249V248H167ZM170 249V248H169ZM190 249V250H189ZM205 249V247H204ZM212 250H214L212 247L210 248ZM247 245H246V248ZM252 249V248H251ZM261 249V250H262ZM79 250V249H78ZM85 250V249H84ZM126 250V248H125ZM203 250V248H202ZM255 251L257 249H254ZM81 251V250H80ZM137 251V250H136ZM144 251V250H143ZM151 251V250H149ZM206 251V250H204ZM202 251V253L204 252ZM248 251V250H247ZM247 251L245 254H247ZM254 251V252H255ZM260 251V250H259ZM87 252V251H86ZM93 252V251H92ZM127 252V251H126ZM129 252V251H128ZM127 252V253H128ZM145 252V251H144ZM153 252V251H152ZM176 252V251H175ZM192 252V251H191ZM210 252V250L208 249L207 253ZM217 251H213V253H215L216 255ZM263 251H261L262 254ZM116 253V252H115ZM132 253V252H130ZM134 253V252H133ZM148 253V252H147ZM177 253V252H176ZM184 254V252H182ZM189 253V252H188ZM187 253V254H188ZM206 253V252H205ZM250 253V252H249ZM252 253V252H251ZM78 254V253H77ZM117 254V253H116ZM121 254H124V252ZM154 254V253H153ZM191 255V253H189ZM193 254V253H192ZM199 253H196V255ZM257 254V253H256ZM126 256H128L129 254H126ZM139 255V254H138ZM150 255V254H149ZM178 255H181L178 254ZM195 255V254H193ZM253 255V253H252ZM82 256V254H81ZM87 256V255H86ZM156 256V255H154ZM254 256V255H253ZM252 256V257H253ZM84 257V256H83ZM89 257L90 254H89ZM102 257V256H101ZM104 257V256H103ZM117 257V255H116ZM131 257V255H130ZM143 257V256H142ZM152 257V256H151ZM157 257V256H156ZM178 257V256H177ZM180 257V256H179ZM182 257V255H181ZM188 257V255H187ZM203 257V256H202ZM211 257V256H210ZM209 257L208 262H211ZM93 258V257H91ZM90 258V259H91ZM106 258L108 259L109 257L106 256ZM115 257L109 258L110 261H114ZM133 258V257H131ZM136 258V257H135ZM148 258V256H147ZM183 258V257H182ZM192 257L190 256V260ZM199 258V257H198ZM214 257H211V259ZM82 259V258H81ZM95 259V258H94ZM105 259V258H104ZM125 259V256H124ZM128 259V258H127ZM127 259L125 262H127ZM150 259V256H149ZM154 258H151V260ZM167 259V258H166ZM196 259V258H194ZM204 259V258H203ZM215 259V258H214ZM212 259V260H214ZM85 260V259H84ZM89 260V259H88ZM103 260V259H102ZM116 260V259H115ZM119 260V259H118ZM121 260V259H120ZM129 260V259H128ZM136 260V259H135ZM141 260V259H140ZM182 260V259H180ZM216 260V259H215ZM79 261V260H78ZM93 261V260H92ZM121 260V262H124ZM165 261V260H164ZM183 261V260H182ZM181 261V262H182ZM218 260H216L217 262ZM259 260H257L258 262ZM90 262V261H89ZM97 262V261H96ZM116 262V261H114ZM157 262V261H156ZM179 262V261H178ZM180 262V264H181ZM185 262V260L183 261ZM214 263H216L215 261H213ZM250 262V261H249ZM256 262V264H257ZM260 262V261H259ZM258 262V264H260ZM82 263V262H81ZM87 263V262H86ZM101 264V261L99 262ZM106 264V262H104ZM102 262V264H104ZM108 264H110L109 262H107ZM119 263V262H118ZM129 264V261L127 262ZM162 263V262H160ZM173 264V261H168L165 264ZM199 262H197L196 259V264H198ZM212 263V262H211ZM248 263V261L246 262ZM251 263V262H250ZM255 263V262H254ZM77 264V262L75 263ZM79 264V262H78ZM93 264V262L91 263ZM97 264V263H95ZM126 264V263H124ZM157 264V263H156ZM164 264V263H163ZM184 264V263H182ZM186 264H187V260H186ZM202 264H205V262L202 261ZM207 264V263H206ZM219 264V263H218ZM261 264H264V262H262Z\"/></svg>",
  "mask_w": 264,
  "mask_h": 264
},
{
  "label": "snow or ice",
  "instance_id": "snow-or-ice-1",
  "mask_svg": "<svg viewBox=\"0 0 264 264\" xmlns=\"http://www.w3.org/2000/svg\"><path fill=\"white\" fill-rule=\"evenodd\" d=\"M169 55H171V53H169ZM89 147H91V146H89ZM92 151H93V153H94L95 155L98 156V153H95V150H94V149H92ZM97 163H99V160H97ZM93 167H96V165H93ZM110 199H111V198L109 197V200H110ZM152 203H155V200H153ZM5 207H7V204L5 205ZM189 217H190V218L192 217V214H191V213H189ZM260 219H261V220H264V215H262V216L260 217ZM141 242H142V243L144 242V241H143V237H141ZM189 243H191V238H189ZM173 264H176L175 258H173Z\"/></svg>",
  "mask_w": 264,
  "mask_h": 264
}]
</instances>
